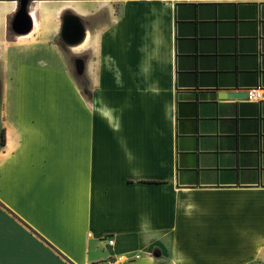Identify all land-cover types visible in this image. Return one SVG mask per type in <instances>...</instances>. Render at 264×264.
<instances>
[{
	"label": "crops",
	"instance_id": "obj_1",
	"mask_svg": "<svg viewBox=\"0 0 264 264\" xmlns=\"http://www.w3.org/2000/svg\"><path fill=\"white\" fill-rule=\"evenodd\" d=\"M38 1L63 3L49 30ZM18 7L0 0V264H264V0H32L27 39ZM67 11L106 16L70 47L90 99Z\"/></svg>",
	"mask_w": 264,
	"mask_h": 264
},
{
	"label": "water",
	"instance_id": "obj_2",
	"mask_svg": "<svg viewBox=\"0 0 264 264\" xmlns=\"http://www.w3.org/2000/svg\"><path fill=\"white\" fill-rule=\"evenodd\" d=\"M28 4L29 0H19L18 10L10 22L11 28L19 34L28 33L32 28V17L27 7ZM59 35L62 42L74 46L85 40L86 29L79 16L68 12L62 15ZM75 66L77 72L82 73L84 67L83 60L81 58H76ZM227 95L232 97L236 94L234 92H228Z\"/></svg>",
	"mask_w": 264,
	"mask_h": 264
},
{
	"label": "rangeland",
	"instance_id": "obj_3",
	"mask_svg": "<svg viewBox=\"0 0 264 264\" xmlns=\"http://www.w3.org/2000/svg\"><path fill=\"white\" fill-rule=\"evenodd\" d=\"M37 11L41 12V23H43L44 28L49 30L50 28L53 27L54 21L57 19V16L60 12V10L63 8V3L62 2H52V3H43L41 1L36 2V5L34 7ZM68 10V9H67ZM106 20V16L104 12H100L96 15H91L85 18H82V22L84 24L85 29L90 25V26H96L97 24L103 23ZM61 22V18H60ZM40 26V20L38 19L36 24L34 25V31H37L38 27ZM11 30V28H10ZM32 32V33H33ZM87 35V32H86ZM31 34L28 37L22 38V39H27L30 38ZM90 36L86 37V39L83 41L81 45L75 46V50H79L83 48L90 40ZM56 41L59 43L60 47L62 48L67 60L68 64L70 67V70L74 77L78 79V82L80 81L82 84H85V81L83 79L79 80L78 77V72L76 70L75 66V59L76 58H81L83 61L88 57L87 52H82V53H74L70 49V45L65 44L62 42L60 35H57ZM0 143H1V132H0Z\"/></svg>",
	"mask_w": 264,
	"mask_h": 264
},
{
	"label": "built area",
	"instance_id": "obj_4",
	"mask_svg": "<svg viewBox=\"0 0 264 264\" xmlns=\"http://www.w3.org/2000/svg\"><path fill=\"white\" fill-rule=\"evenodd\" d=\"M245 100L252 102H260L263 99L262 87L257 85L250 88L245 89ZM105 240H107L108 244H113V239L110 235L105 236ZM129 259L125 256L114 257L112 260L108 261L109 264H120L121 262H126Z\"/></svg>",
	"mask_w": 264,
	"mask_h": 264
},
{
	"label": "trees",
	"instance_id": "obj_5",
	"mask_svg": "<svg viewBox=\"0 0 264 264\" xmlns=\"http://www.w3.org/2000/svg\"><path fill=\"white\" fill-rule=\"evenodd\" d=\"M85 84L86 85H84V84L81 85V89L85 93L86 97L88 99H90L91 98V91L88 88V82H85ZM1 143L2 144L4 143V131L3 130L1 132Z\"/></svg>",
	"mask_w": 264,
	"mask_h": 264
},
{
	"label": "bare ground",
	"instance_id": "obj_6",
	"mask_svg": "<svg viewBox=\"0 0 264 264\" xmlns=\"http://www.w3.org/2000/svg\"><path fill=\"white\" fill-rule=\"evenodd\" d=\"M31 16L34 20V23L37 21V15H36V12L35 10L33 9L32 12H31ZM30 34L27 33V35L23 36L22 38H25V37H28Z\"/></svg>",
	"mask_w": 264,
	"mask_h": 264
},
{
	"label": "flooded vegetation",
	"instance_id": "obj_7",
	"mask_svg": "<svg viewBox=\"0 0 264 264\" xmlns=\"http://www.w3.org/2000/svg\"><path fill=\"white\" fill-rule=\"evenodd\" d=\"M32 0H29V4H30V2H31ZM29 4L27 5V7H29ZM69 11H67V12H65V13H68Z\"/></svg>",
	"mask_w": 264,
	"mask_h": 264
}]
</instances>
